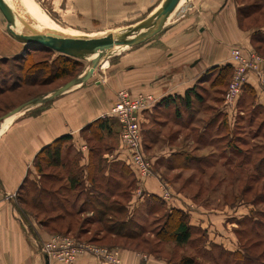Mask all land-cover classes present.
Masks as SVG:
<instances>
[{
	"label": "crops",
	"instance_id": "crops-1",
	"mask_svg": "<svg viewBox=\"0 0 264 264\" xmlns=\"http://www.w3.org/2000/svg\"><path fill=\"white\" fill-rule=\"evenodd\" d=\"M50 1L53 2V0ZM96 2L91 7L94 5L108 7L110 11L114 7H119L122 13H140L150 8L154 11L162 0H96ZM34 3L38 5L35 1ZM238 9L236 0H180L166 19L162 29L144 43L142 42V45H138V49H143L131 56V83L134 87L152 92L159 99L167 95L178 96L173 100L157 102L150 112L145 113L144 121H148L154 113H167L171 114L170 120L175 121V124L180 126L181 123H185V128L192 126L198 130L194 140L182 138L189 148L175 151L171 147H166L168 149L160 151L159 154H150L149 158L153 163L151 175L142 177L129 169V176L134 185L130 188L125 205L128 216L135 217L141 214L143 217L146 212L148 213L147 195L153 194L160 197L166 210L173 207L182 209L189 214V223L192 226L205 230V249L208 252L211 245L215 244L227 250L228 255L240 252L245 256L240 234H246L242 229L243 221L256 208L255 204L242 202L235 207L207 211L195 204L192 199L174 191L171 184L161 180L157 168L161 157L162 163L172 159L179 163L178 166L173 167L171 161L170 166H163L164 169L184 166L185 169L203 172L209 168L205 166L213 165V161H215L214 166L218 163H224L226 167L235 165V157L238 154L234 144L235 140L240 138L225 136L228 134L232 136L229 129H234L236 121L241 120L245 113L238 104L229 109H225L222 105L223 112L227 113L224 127L226 135L218 134L219 127L225 121L219 123L218 112L219 110L221 112V105H218L217 97H213L217 90L216 80L220 78L217 72L218 69L230 63V51L233 47L241 46L243 49L254 50L251 40L253 31L259 30V33L264 36V27L251 29L240 26ZM4 40L6 39L0 28V48L5 46ZM5 51L3 49L0 53ZM213 66L216 68L212 70ZM253 83L252 114L257 112L255 107L264 111V89L257 83ZM77 88L75 87L72 91ZM111 88L113 86L109 88L96 80L93 87L82 88L80 91L85 95L76 100L70 95L55 101L53 99L52 104L36 116L24 117L25 113H22L13 121H7L8 125L5 123V129L0 132V264H46V261L47 264H66L45 257L39 245L54 235L42 233V230L34 227L33 224V232L24 230L15 212L13 213L8 197L17 190L29 173L35 153L66 133L72 135V147L81 152L78 164L83 169L85 188L89 186L87 166L91 157L87 144L80 135V130L95 118L108 113L109 96L113 97L116 93L115 89ZM189 89H193L194 93L193 90L190 91V102L187 104L179 97H182ZM206 110L210 112V115L202 121L203 117L200 115L203 116ZM235 114L239 116L236 117ZM199 119H202L201 122ZM165 122L161 121L159 124L163 125ZM248 123L252 125V120ZM208 133L210 136L207 135ZM115 134L114 128L111 135L114 137ZM193 143H195L194 151L200 152L199 154L191 152ZM204 147H209L210 150L206 153ZM101 159L105 165L103 170L105 176L117 178L124 174L119 169V165L123 162L121 157L103 154ZM111 165L118 166V169H110ZM164 192H169L168 196L165 197ZM81 213L87 217H94L96 211L85 207ZM112 249L119 251L121 264H170L163 260H156L150 254L122 245ZM69 264L104 263L93 253L84 252Z\"/></svg>",
	"mask_w": 264,
	"mask_h": 264
},
{
	"label": "rangeland",
	"instance_id": "rangeland-1",
	"mask_svg": "<svg viewBox=\"0 0 264 264\" xmlns=\"http://www.w3.org/2000/svg\"><path fill=\"white\" fill-rule=\"evenodd\" d=\"M34 1L38 4L40 9H35L32 6H28L25 4V6L23 5V8L26 12V18L17 20L19 27V31H17L19 33L22 34V30L20 29L21 25L24 24V26H28L29 35L27 36L40 35L37 27L43 24V20L39 17H46V19H50V21L52 22L51 24L56 23L62 28L74 30L82 35H88L98 33L108 34L113 30H115V32H118L116 30L125 27L126 25L129 26L137 21H140L151 12H153V8L140 13H122V10L119 7L114 6V8H112V11L108 10V7L104 8L95 5L91 7L92 4L97 3L96 0H53V2L50 0H33V3ZM25 2L27 3L29 1L26 0ZM236 2L240 7L246 5L258 6L256 9L253 7L249 8L250 11H253L249 13V16L245 17L242 20V25L244 28L255 29L257 27H264V0H236ZM12 4L15 9L16 5L14 3ZM32 11H34V13H32ZM15 12L18 13L17 10ZM27 16L30 19L27 18ZM5 24V18L0 12V28L2 29V32L6 39L3 41L5 46H2L0 48V51H2L3 49L6 50L5 52L0 53V89H4L2 93H0V110H2L0 111V116L25 101H28L36 96L49 93L51 90L65 83L70 78L74 76L76 77L80 74H84V71L86 70L89 62L92 59V57L90 59L79 53H74V55L77 57L61 54L42 45L32 47L30 50L26 51L30 53L29 58L36 63V65L33 67V70L36 72V74L33 75H37L36 77H38V79L30 81L27 84H22V78L18 74L16 68L21 61L11 57L23 55L25 53L23 50L24 44L6 33ZM6 41L7 43H5ZM141 43L132 46H126L123 49L115 50L108 56L101 55L99 58L100 63L94 70L93 74L86 81L75 86L78 87L77 90L72 91V89H74L75 87L71 89L69 88V90H66L69 91L67 93L63 92V94L61 93V95L59 94L53 98H50L41 104L32 106L31 108L7 116L0 121V132L5 129V123H7L6 125H8L7 121H13L16 117L22 115V113H25L23 115L24 117H34L38 113L47 109L52 104L53 99L55 101L60 97H64L66 95L73 96L74 100L82 97L85 94L81 93L80 90L82 88L89 89V87H93L94 81L96 80L101 82L104 86H109V88L113 86L116 93L120 89H127L132 94L138 93L140 91H147L141 88H136L131 83V56L143 49H138V45H140ZM18 44L20 45L16 47V45ZM20 47L22 48V50ZM16 50L18 52H16ZM254 51L264 58V44L258 47V51H256V49L254 48ZM4 58L6 59L4 60ZM65 58H67L69 62H71L70 60L74 61V64H67L65 62ZM61 63H64L63 65L65 66L62 69L64 70L65 75L59 79H53L49 77L48 75L50 67L52 66L55 67L54 69H57V67ZM16 75L18 76V80L16 79ZM229 76L230 75L224 77L221 76V78H218L216 80L217 85L215 87L217 88V90L213 96L217 97L218 105H221V112L220 110L218 112L220 118L219 123L221 124L222 121H225V123H223V125L218 129V134L222 136L226 135V130L224 129V127L226 126L227 121V113L223 111L224 108H230H227V106H225L224 104V94L228 88V83L230 80ZM114 96H109L110 106L108 108V112L113 104L111 102H115ZM248 103L249 100L247 101L246 107H244L245 115H240L243 118L238 122L236 121V128L229 129L230 133H232V136H230V134L225 136L232 138L238 135L237 137H240V140H235V144H237L239 148H241L240 155L235 157V165L226 167V164L218 163L217 166H214L215 161H213V165L211 167L210 165L205 166L209 168L205 169V171L203 172H199L193 169H185L183 168L184 166H182V168L176 167L172 169H164L163 166H170L169 163L171 161V165L173 167L178 166L179 163L177 160L174 161V159L170 160L169 162H167L166 160L162 163L161 157L160 163L159 165H157V168L160 173L159 177L161 180H164L167 183L171 184L174 191L180 193L181 196L192 199L195 204L202 206L207 211L222 210L226 209V207L230 208V206L235 207L240 205V203L247 202L251 199L257 200L255 202L256 211L260 212L262 214L260 218L264 219V197L263 199L258 198L260 194L264 195V177L256 179L254 177L253 164L251 162L242 163V159L244 157L242 149L246 151L249 149L251 151V155H253V159H257L258 157L264 155V148H260V145H264V113H261L258 108H255L257 112L252 114V116H254L251 125L250 123H248V119L253 108L251 104L248 105ZM222 105L224 106V108ZM209 115L210 112L206 110V112L203 113V116L200 115V117H203V120L199 119V121H204ZM235 116L237 117L239 115L235 114ZM100 117L104 116L101 115ZM170 119H172L171 114L154 113L148 121L141 122V145L145 155L148 158L150 154H159L160 151L167 150L168 148L166 147H171V149H175V151L181 150V148L185 147L189 148V145L183 142L182 138H189L191 140H194V137L197 136L198 129L192 126L185 128V123H181L182 126L181 124L179 126L174 123L175 121H171ZM161 121L166 122L165 124L160 125L159 123H161ZM92 131L88 132L85 130L84 132L80 133L82 139L84 140L85 137L90 138V135H94L93 137H95V139L91 138L93 140H90L89 142L85 141L87 147L92 146L96 149H98L99 147V153H101V155H116V153L119 154L122 152V150L120 149L119 132H116L114 137L111 134L104 133L102 137L100 136V140H98L96 139V136H98V131L96 129H92ZM212 134L214 135V132ZM207 135L210 136L209 133ZM69 143L70 142L64 143V147H68ZM194 144L195 143L191 144V152L193 154H199L200 152L194 151ZM204 149L206 153L210 150L209 147H204ZM220 149L221 145L219 147V150ZM76 151L77 150L73 147L70 148L69 155H74ZM34 158L35 155L32 161V168H30L29 173L24 177H28L27 184L29 185V187L25 186L27 187L26 189L23 188L20 191L16 190L12 192V194L8 197V200H10L11 202L10 204H12V209L14 210L13 213L15 212L16 217L18 218V220H20L22 228L24 230L27 229L28 231L33 232V224L34 227L40 228V230H42V233L47 232V234L49 235H67L80 239L81 241L89 243L93 246L102 247L105 249H112L114 247L120 246L112 245V243H109L105 240L94 242V244L90 241H87L92 238H96L97 240L100 239L101 235L105 232V225L103 226L102 223L96 222L92 218L89 219L86 215H84V213L76 214L74 207H71V205L73 206L72 202L74 193H70L68 191L67 193H65L64 191H61V195H58V197L56 196L58 199L60 198L61 200H63V203L60 201H58V203L65 206V208L67 209L65 213L64 210L60 208L58 209L55 200H52V202L50 203V199H43L42 203L46 207L45 210L41 207L35 208V206L33 205L35 193L33 189H31V185L29 184L30 182H34L39 179V173L36 167H34L33 165V162H37V160H35ZM41 163L39 162V165L44 172L55 173L58 176L61 175L63 177L61 180H42V185H44L46 189H54L60 185L66 184L64 170H62L60 167L46 166L43 162ZM122 163L125 165L124 162ZM193 164H195V162H193ZM125 166V168L129 169L127 165ZM128 169L123 168L125 174L119 177H123V179L119 180V183L122 185V187H120L121 189H124L125 184L128 183V181L131 179ZM64 195L67 196V200L69 202H64L66 201ZM114 197L117 198L118 196ZM122 198L124 201L127 200L126 196H123ZM34 202L38 203V198L35 197ZM14 205L19 208L21 214L17 211ZM52 207H54V209ZM164 210L165 208L163 207L162 210H160L155 215L146 212L145 216L143 217H141V214L140 216H135L136 220L145 225V231H143V233L140 234L137 238V240H140V245L137 248L134 247L137 251L150 254L154 259L163 260L164 262L170 264H188L187 261L189 259L193 262H196L194 264H222L221 261H218V263H213L216 261L213 257L209 256L206 252H198V248L191 242L184 245H177L175 242H172L170 240H157L155 234L152 232V229L158 228L159 225H161L162 218H160V216ZM58 213H62L65 215L62 216V218L58 219L52 218ZM67 227L69 230L67 229ZM260 230L264 232L263 229ZM197 232L198 231H195V233ZM76 235H78L79 237H76ZM119 241V243L121 244L124 243L123 240ZM240 241L243 245V248L246 249V246L248 247V250H246L248 254H250V256L255 257L256 259L258 258V264H264V238L262 236L258 238L254 236V234H240ZM131 242L133 244L132 246H134L136 240ZM117 252L119 251L117 250ZM214 253H217V250H215ZM228 264H231V261H228Z\"/></svg>",
	"mask_w": 264,
	"mask_h": 264
},
{
	"label": "trees",
	"instance_id": "trees-1",
	"mask_svg": "<svg viewBox=\"0 0 264 264\" xmlns=\"http://www.w3.org/2000/svg\"><path fill=\"white\" fill-rule=\"evenodd\" d=\"M257 8L258 6L254 5H246V6H239L238 9V20L240 23V26L242 25V20L249 16V13L252 11L249 10V8ZM260 31H253L252 32V44L256 51H258V47L264 44V36L259 33ZM259 33V34H258ZM30 50V49H28ZM26 53V54H25ZM23 55L13 56L11 58H16L17 60H20L19 64L17 65V72L22 78V84H27L30 81H34L38 79L36 77V72L33 70V67L36 65L34 61H32L29 56L30 53L25 51ZM63 56V55H59ZM67 57V56H66ZM6 58H4L5 60ZM8 59V58H7ZM69 59V58H68ZM65 62L68 64H74V61L67 60L65 58ZM2 62V61H1ZM4 62V61H3ZM64 63L59 64L57 69H54L55 67H50L49 69V77L53 79H59L62 78L65 75L64 70H62L65 66ZM61 66V69H60ZM216 66H213L211 69H215ZM232 66L231 64H227L223 66L221 69H218V76L221 78V76H228L231 74ZM51 72V74H50ZM23 76V77H22ZM75 77V76H74ZM230 77V76H229ZM18 76L16 75V79ZM73 78V77H72ZM71 79V78H70ZM18 80V79H17ZM20 83V84H21ZM254 86L251 83H246L242 87V91L240 93V96L236 102L238 104V107L244 110V107H246L247 101L249 100V104L253 106V92H254ZM10 89V88H9ZM4 89H0V93H2ZM193 89L186 90L185 94L182 97H179L182 99V101L189 104L190 98L189 93ZM194 93V90H193ZM178 96L171 97L170 95L163 96L159 100V102H162L164 100H173V98H177ZM247 105V106H248ZM258 108V107H255ZM259 109V108H258ZM260 112L264 113L263 110L259 109ZM2 111V110H0ZM3 115V114H2ZM248 120H253L252 112L250 114V117ZM238 122V121H237ZM115 128V131L119 132V123L118 121L112 117V116H104V117H97L94 120H92L90 123L85 125L81 130L80 133L84 132L85 130L90 132L92 129H96L98 131V136H96L98 140L102 137L104 133L111 134L112 130ZM236 128V125H235ZM90 130V131H89ZM93 132V131H92ZM94 135H90L89 137H85V141L89 142L90 140H93L91 138ZM101 136V137H100ZM238 135H236L237 137ZM240 138V137H237ZM72 135L71 134H62L52 140L50 143L42 147L37 151L35 154V160L37 162H33L34 167H36L38 173H39V179L30 182L31 189H33L35 196L33 199V205L38 208H42L45 210V206L43 205V199H50L49 202L51 203L52 200H55L56 206H58V209H62L65 211L67 210L64 205H61L58 203V201L62 202L60 198L58 199V195H61V191L67 193H74L73 194V206L76 214L81 213L84 211V208H92L96 211V214L94 217H88L89 219L92 218L96 222L102 223V225H105V232L101 235L100 239L92 238L87 241H90L91 243L99 242V241H108L109 243H112V245H122L128 248L135 249L139 247L140 240H137L138 236L145 231V225L141 224L139 221L135 219L133 216H128L127 209H126V201L123 200V196H126V199H128L130 194V188L133 186V182L131 179L128 181V183L125 184V188L121 189L122 185L119 183V180L122 178H115L113 176L107 177L103 174V170L105 168V165L102 163V155L98 149L95 147H88V152L91 157L89 163H88V172H87V178L89 180V186L85 188V182H84V174L82 166L78 164V161L81 156L80 151H76L74 155H69V149L72 148ZM96 140V141H98ZM70 142L68 147H64V143ZM236 153L240 155L241 148L237 144H234ZM260 148H264V145H260ZM242 153L244 155L242 159V163H252L253 164V170H254V177L260 178L264 177V155L258 157L257 159H253V155H251V151L248 149L243 150ZM96 157H95V156ZM94 156V157H93ZM39 162H43L46 166H53V167H60L62 170H64L65 174V185H60L56 188L52 189H46L44 185H42V180H61L63 177L61 175H57L55 173L51 172H44L41 169V166L39 165ZM42 164V163H41ZM125 165L122 163L119 165V169L124 173V169H128L124 167ZM118 169V166L115 167L113 165L110 166V169ZM131 169V168H129ZM128 169V170H129ZM130 172V171H129ZM125 174V173H124ZM123 176V174H121ZM252 176V175H251ZM253 177V176H252ZM114 180H113V179ZM28 177L24 178L22 182L19 184L17 190L20 191L23 188H27L25 186L29 185L27 184ZM121 189V190H120ZM57 196V197H56ZM114 196H118L115 198ZM35 197L38 198V203L34 202ZM264 195L260 194L258 196L259 199H263ZM64 198L66 201L67 196L64 195ZM125 199V200H126ZM148 199V208L147 211L150 214H156L162 208L164 207L162 200L160 197H157L153 194L147 195ZM257 200H249L247 202H251L255 204ZM261 201V200H260ZM157 202V203H156ZM49 203V204H50ZM63 203V202H62ZM71 203V204H72ZM14 207L17 209L18 212L21 211L19 208L14 205ZM55 207V206H54ZM54 207H52L54 209ZM165 208V207H164ZM67 213V212H66ZM71 214V213H70ZM65 214L58 213L52 218L58 219L62 218ZM258 215V216H257ZM262 214L258 211H256V208L251 211V214L244 220V233L246 234H254L256 237L262 236L264 238V232L260 229L264 230V219H261L260 216ZM160 218H162V223L159 225L158 228L152 229V232L155 234V237L159 241H172L175 242L177 245H184L186 243L191 242L198 248V252L207 253L209 256L213 257L216 261L213 263H218V261H221L222 264H228V261H231V264H258V258L250 256L248 254L247 250L248 247L246 246L245 250V256L243 253L236 252L231 253V255H228V251L224 248H221L218 245L212 244L210 247V251L208 252L205 249V243H206V232L204 229H201L199 227H194L189 223V214L185 211H183L180 208H170L169 210H164L161 214ZM29 224V223H28ZM30 228V226H29ZM68 229V227H67ZM34 230V229H33ZM195 231H198L195 233ZM66 232V231H65ZM241 232V230H240ZM76 237H79L76 235ZM40 240V239H39ZM119 240H123L124 243H119ZM136 240L134 246H132V242ZM130 242V243H129ZM243 246V245H242ZM135 247V248H134ZM217 250V253H214V251ZM260 260V259H259ZM188 264H194L196 262H193L192 260L187 261ZM260 262V261H259Z\"/></svg>",
	"mask_w": 264,
	"mask_h": 264
},
{
	"label": "built area",
	"instance_id": "built-area-1",
	"mask_svg": "<svg viewBox=\"0 0 264 264\" xmlns=\"http://www.w3.org/2000/svg\"><path fill=\"white\" fill-rule=\"evenodd\" d=\"M232 71L228 88L224 94V104L233 107L246 83H257L264 89V58L252 49L235 46L230 51ZM159 98L153 93L140 91L132 94L127 89H120L116 93L115 102L107 116L114 117L119 123V138L121 153L116 155L137 175L146 177L152 174V161L141 145L140 124L144 121L145 113L150 112ZM118 151V150H117ZM169 192L163 195L168 196ZM39 248L48 258L69 264L84 253L91 252L102 260L104 264H121L117 250L105 249L83 242L67 235H56L43 241ZM145 258V257H144Z\"/></svg>",
	"mask_w": 264,
	"mask_h": 264
},
{
	"label": "water",
	"instance_id": "water-1",
	"mask_svg": "<svg viewBox=\"0 0 264 264\" xmlns=\"http://www.w3.org/2000/svg\"><path fill=\"white\" fill-rule=\"evenodd\" d=\"M180 0H162L160 5L149 15L137 21L127 27L125 31L113 32L112 34H104L99 37H63V38H47L44 36H25L21 33L12 30V24L19 17L14 9L11 7L8 0H0V12L5 18V30L14 39L19 40L24 44V52L35 46H46L56 52L61 54L75 56L73 51L76 49H94V56L91 59L89 69L84 73L77 75L66 81L65 83L59 85L55 89L51 90L49 93L36 96L28 101H25L3 115L0 116V121L5 117L14 114L19 111L26 110L32 106L41 104L46 100L53 98L69 88L81 84L86 81L94 72L98 64L100 63L99 58L103 52V49L111 45H124L132 46L146 41L156 33H158L170 13L175 9ZM77 57V56H75ZM46 257V256H45ZM47 264V261L45 262Z\"/></svg>",
	"mask_w": 264,
	"mask_h": 264
},
{
	"label": "bare ground",
	"instance_id": "bare-ground-1",
	"mask_svg": "<svg viewBox=\"0 0 264 264\" xmlns=\"http://www.w3.org/2000/svg\"><path fill=\"white\" fill-rule=\"evenodd\" d=\"M8 1L10 2V5H11V7L13 9H14V6H13L12 3H14L16 5V10L18 11V14H19L18 15L19 20H22V19L26 18V12H25V10L23 8V5L25 6V4H26L28 6H32L34 8L37 7L38 9H40L38 5H36L35 3H33V0H28L29 3L28 2L26 3L25 2L26 0H24V1L23 0H8ZM18 1H19V3H18ZM21 1H23V2H21ZM14 11H15V9H14ZM32 13H34V11H32ZM27 18H29V17L27 16ZM39 18L43 20V24L42 25H39V27H37V30H39V34L41 36H44V37H47V38H63V37H74V38L83 37V38H88V37H99V36H103L105 34V33L104 34L103 33H98V34H88V35H84L83 34L82 35V34L76 32L74 30H69L67 28H62V27H60L56 23L51 24L52 22L50 21V19H46V17L45 18L44 17H39ZM126 26H128V25H126ZM126 26L125 27H122V28H120V29H118L116 31H118V32L125 31V30H127L129 28V27H126ZM20 29L22 30V34L23 35H26V36L29 35V33H28L29 32V29H28V26L27 25H25V26H24V24L21 25V28ZM12 30H14L15 32H18L19 31L18 21L17 20H15L13 22V24H12ZM113 32H115V30H113L112 32H109L108 34H112ZM33 37H37V35H35ZM125 47L126 46L120 45V44L119 45L107 46V47H105L103 49V52H102L101 55L102 56H108L113 51L118 50V49H123ZM74 53L75 54L76 53H79V54H81L83 56H86V57H88V58L91 59V57L94 56V49H84V48L83 49H76V50L73 51V54ZM90 62L88 64L86 70L84 71V73L89 69ZM75 86H77V85H75Z\"/></svg>",
	"mask_w": 264,
	"mask_h": 264
}]
</instances>
